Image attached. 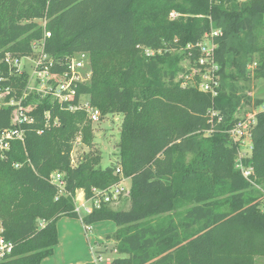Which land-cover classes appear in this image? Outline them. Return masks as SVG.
<instances>
[{"label": "trees", "instance_id": "16d2710c", "mask_svg": "<svg viewBox=\"0 0 264 264\" xmlns=\"http://www.w3.org/2000/svg\"><path fill=\"white\" fill-rule=\"evenodd\" d=\"M171 11L179 15L171 18ZM213 28L221 29L214 37L215 60L221 82L229 83L211 97L176 78L185 72L180 61L197 57V49L186 45ZM42 40L50 73L62 74L66 58L87 52L91 76L76 84L72 101L35 93L23 99L30 107L23 141H11L0 156V238L12 244L0 264H40L51 255L57 218L78 216L76 191L88 197L91 187L115 184L117 166L130 181L129 208L106 204L82 219L85 225L115 223L106 238L115 242L118 256L109 264H254L264 256V111L256 115L251 155L243 159L253 168L250 181L235 167L238 146L226 132L242 99L233 79L253 63L254 77L264 79V0H0L5 102L22 97L28 77L10 75L4 54L31 56L33 43ZM142 47L154 54L147 56ZM80 95L102 117L122 115L116 165L96 167L95 150L71 165L77 136L93 144L85 112L67 110ZM210 108L223 120L206 133ZM13 109L0 105V131L12 126ZM53 171L64 173L70 195L57 196Z\"/></svg>", "mask_w": 264, "mask_h": 264}, {"label": "built area", "instance_id": "2783aa9c", "mask_svg": "<svg viewBox=\"0 0 264 264\" xmlns=\"http://www.w3.org/2000/svg\"><path fill=\"white\" fill-rule=\"evenodd\" d=\"M179 14L175 11L170 12V17L175 18ZM221 35L220 28H213L209 33L204 34V36L195 44L186 45L187 49H191L195 47L197 49V57L193 59V61H187V67H185V72L182 73L181 77V86L187 87L192 86L197 88L198 90L208 93L211 97H214L218 94V89L221 85V75H220V66L215 60V51L218 47V44L215 43L214 37H218ZM45 37H49L50 33L45 32ZM37 42V41H35ZM33 43V51L34 44ZM41 42V54L43 58H46L42 65L41 70L38 71L39 78L43 76V74H48L50 84L47 89H35V93L39 95H50V97L54 100H57L59 103L69 102L74 100V96L76 93L75 86L77 83H84L83 80L79 79L76 76V72L78 74L79 69L85 66V58L87 52H76L66 58L64 62L67 67L66 71L62 74H53L49 72L48 66L51 65L52 60L48 59V55L43 52V40ZM144 53L147 56L153 55L154 50L150 48L142 47ZM32 56V55H31ZM31 56H23L17 57L12 56L9 53H5L4 57L1 61L8 65L10 69V75H21L23 72H20L21 69L24 70L23 61L30 59ZM48 59V60H47ZM45 61H48L49 64H45ZM254 64V63H253ZM255 66V64H254ZM84 68V67H83ZM52 75L61 76L60 81L52 80L54 78ZM54 81V82H51ZM29 82V80H28ZM25 86L24 93L22 97L18 100L10 99L8 102H3L0 105H13L14 109L12 111L11 117V125L8 128H5L0 131V156H3L6 151L10 148V143L13 140L23 141L24 138V127L23 125L26 122L30 121V118L26 115V112L30 107H25L23 105V99L29 93V85ZM54 83H56L54 85ZM9 92V88H6L3 93L7 94ZM82 96L86 98V100H81ZM260 107L257 111H253L251 113L246 114L244 117L238 118L237 121L233 124V126L226 130L229 138L237 144V157L235 160V167L240 170L242 176L250 181V177L253 175V168L251 166L243 165V159L250 157L252 150V141H251V130L256 123V115L259 112L264 111V102L259 103L257 108ZM67 110L71 112L75 111H84L88 121L91 123L98 122L101 118V112L98 108L92 106L90 104L89 98L87 95H80L75 103H70L67 105ZM45 116H48V112H45ZM223 117L218 110L214 108H210L208 110V123L210 125L209 129L206 133L213 132L216 127L222 122ZM56 122V121H55ZM80 137V136H77ZM76 137V138H77ZM18 166L17 164L15 165ZM115 173L119 175V180L113 184L109 185L105 188L99 187H91L90 195L85 196L84 192H80V194H84L81 198L83 201H80V198L77 197L75 200V195L73 196L74 202V212L78 215L80 211L86 212L85 215L91 213L94 209L100 208L102 205H110L119 199L121 192L124 191L122 184L125 180V177L122 174L120 166H117L115 169ZM51 184H53L57 189V196H68L70 195L66 191V180L64 173L53 171L49 176ZM80 201V202H79ZM90 225H85V229H89ZM12 250V244L10 242L4 241L0 238V259H2L5 255L9 254ZM99 261L100 257H96ZM95 260V261H97ZM96 264L95 262H93ZM109 264V263H107Z\"/></svg>", "mask_w": 264, "mask_h": 264}, {"label": "rangeland", "instance_id": "374dc122", "mask_svg": "<svg viewBox=\"0 0 264 264\" xmlns=\"http://www.w3.org/2000/svg\"><path fill=\"white\" fill-rule=\"evenodd\" d=\"M41 22L44 24L45 21ZM40 50L41 42L37 41L34 44L33 55L30 57V59H28V61H23L25 63L23 64L24 67H22L24 70L21 69L20 71L27 74L29 80L28 89L30 90L28 94L35 93V89L45 90L50 87L49 76H47L48 74H43V76L40 78L38 74H36L39 70H41V65L46 59L42 57ZM257 59L258 54H253V61H257ZM84 62V68L82 67L79 69L78 74L76 72V76L83 80V82H87L91 76L89 54H86ZM180 64L184 67L186 66L185 68L188 69L186 59H182ZM253 68L254 64H248L246 67L245 76L240 78L236 77L233 79L237 95L242 97L240 109L237 114L238 118L244 117L246 114L260 109V107L257 108V105H259L256 104L257 101H260L261 103L264 102V79L255 78L253 75ZM230 73L235 74V70H230L229 74ZM52 76L54 77L52 80H61V76ZM182 76L183 74H178L176 80L181 79ZM221 83L226 85L229 83V81L224 80ZM5 95V93L0 92V104L4 102ZM81 100L84 101L86 98L82 96ZM121 121V114L109 113L104 114L103 117L101 116L98 122H92L91 130L93 134V144L90 147L83 143L80 137L75 138L72 143L73 147L71 152V165H77L83 158L84 154H87L93 150L98 151L100 154L99 162L96 167L105 168L108 165H116L118 161L119 150L117 143L119 141ZM187 157H191V154L188 153ZM122 187L124 191L121 192L119 199L108 205L113 210L129 208L130 181L128 178H125ZM259 191L260 194L264 196V188L259 187ZM80 192H82L81 189L76 191L75 200L78 197L82 202L83 199L81 198L84 196V194H80ZM85 214L86 212H82L81 210L78 216L63 215L57 218L55 224L58 242L54 246L51 255L42 259L40 264L93 263L95 262L94 255L97 253L101 254L102 259L96 263L105 264L106 259H110L108 261L109 263L118 256L115 252V242L112 239L106 238V235L112 234L116 230L117 227L115 223L110 219H106L90 224L92 226L91 229H85V224L82 222ZM42 223L43 222L41 221L40 225ZM1 231L2 226H0V232ZM93 249H96V251Z\"/></svg>", "mask_w": 264, "mask_h": 264}, {"label": "crops", "instance_id": "0c3cea01", "mask_svg": "<svg viewBox=\"0 0 264 264\" xmlns=\"http://www.w3.org/2000/svg\"><path fill=\"white\" fill-rule=\"evenodd\" d=\"M263 209H264V206H263ZM84 227V226H83ZM91 225L89 226V228L91 229ZM85 232V231H84ZM103 237V236H102ZM94 251H96V249H93ZM115 252H116V250H115ZM96 257H100V260L102 259L101 258V254H99V253H97L96 255H94V260H97L96 259ZM110 259H106V263L105 264H107L108 263V261H109ZM98 261V260H97ZM97 261H95V263L97 262ZM264 264V256H258V257H255V263L254 264ZM97 264V263H96Z\"/></svg>", "mask_w": 264, "mask_h": 264}]
</instances>
